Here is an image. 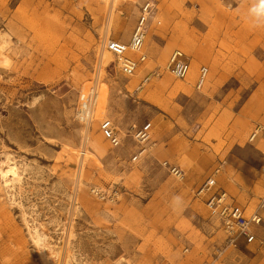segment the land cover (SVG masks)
I'll return each mask as SVG.
<instances>
[{"label": "rangeland", "instance_id": "1", "mask_svg": "<svg viewBox=\"0 0 264 264\" xmlns=\"http://www.w3.org/2000/svg\"><path fill=\"white\" fill-rule=\"evenodd\" d=\"M139 1L135 8L117 0L110 30L105 4L95 0H0V44L28 48L24 59L7 54L11 68L0 63V159H14L22 176L13 190L0 177V264H44L30 227L61 252L57 264H64L69 240L67 264L250 263L252 246L230 245L193 190L213 174L218 160L240 163L238 150L257 167L255 178L264 176L263 154L249 141L257 124L264 126V116L251 125L240 115L256 90L264 93V26L253 27L247 18L254 0ZM143 16L147 62L134 78L119 73L114 56L106 68L112 110L106 118L122 143L113 148L100 122L92 130L111 152L104 161L111 173L88 169L79 186L62 147H77L83 137L76 119L79 83L95 78L97 52L106 39L128 42ZM176 50L198 63L193 81L181 91L184 81L165 72ZM202 66L210 76L198 92L193 86ZM147 76L149 83L138 90ZM165 80L169 85L162 87ZM148 122L154 126L148 151L134 161L142 147L128 129ZM168 149L174 153L161 156ZM195 153L211 158L207 173L192 168ZM165 161L193 177L178 181ZM111 186L124 193L116 203L90 193Z\"/></svg>", "mask_w": 264, "mask_h": 264}, {"label": "built area", "instance_id": "2", "mask_svg": "<svg viewBox=\"0 0 264 264\" xmlns=\"http://www.w3.org/2000/svg\"><path fill=\"white\" fill-rule=\"evenodd\" d=\"M147 20L146 16L141 18L138 28L132 34L128 42H122L111 38L106 39L97 52L95 75L97 74V70L103 66L107 54L115 57L116 67L122 76L133 78L137 75L138 71L148 60V54L145 51L148 36ZM190 70L191 63L187 56L180 50L175 51L171 55L165 68V72L170 73L178 80L187 79ZM154 74L159 77L164 75L163 72H156ZM209 75L210 68L202 66L194 86L196 91L203 92L208 82ZM150 79V76L145 77L138 87V90H142L149 83ZM99 122V131L103 138L109 141L113 146L119 147L123 139L115 123L110 118H104ZM89 127L90 123L87 122L86 126L83 125V130ZM258 130L259 129H257L251 137L250 142H254ZM152 131V122L144 124L135 123L128 129V134L142 147L144 142L151 141ZM142 152L143 150L135 156L134 161H137L140 156H142ZM262 154L264 156V151ZM162 165L178 181L185 180L186 174L180 166L173 165L169 161L163 162ZM262 170L264 173V167ZM220 171L221 168H217L196 190L195 195L205 199L207 209L211 215L218 220L228 237L230 245L236 247L242 240H245L248 244H252L257 240L255 228L262 225L264 222V218L261 215V212L264 211V196L258 199L254 209L237 203L234 198H230L225 190L217 188V176L220 174ZM90 193L98 200L110 203L120 201L124 195L123 190L116 186H111L106 189L94 187L90 190Z\"/></svg>", "mask_w": 264, "mask_h": 264}, {"label": "bare ground", "instance_id": "3", "mask_svg": "<svg viewBox=\"0 0 264 264\" xmlns=\"http://www.w3.org/2000/svg\"><path fill=\"white\" fill-rule=\"evenodd\" d=\"M129 1L135 4V8H138V6L141 4L139 0ZM95 3L105 4L104 7L107 9L108 15L110 16L109 29L112 30L114 26L111 23V18L117 6V0H95ZM260 40L261 42H264V37L260 38ZM11 53H14L18 57V59H24L28 55V48L26 46H21L18 51L17 49L13 50L10 47L9 43L3 41V43L0 44V63L2 64L4 69L11 68L13 61L7 55ZM108 60H110V54L106 55L103 66L97 70V74L95 75V78L93 80L85 78L81 81V83H79V96L76 119L84 126H86L87 122H89L90 127L84 130L82 140L77 147L62 143V147L67 153H69V157L67 159L68 166L75 168L77 172L76 183L79 186L81 184L83 176H87V174H89L88 169L98 171L100 172V175H104V173H111V171L104 163V161L110 157L111 152L109 151L108 147L103 145L100 138H93L92 132L97 122L103 120L104 118H106V116L112 113V110L109 107L108 100L111 90L109 81L111 80L105 68L109 65ZM197 67L198 63L193 60L191 63V70L187 77V80L177 87L178 91L189 87V83H191L195 77ZM168 85V80H165L162 83V87H167ZM155 102L157 101L153 100V102L151 103L157 105ZM148 145V142L143 143L142 155H144L148 151ZM117 147L118 146H113V148L115 149ZM0 177L4 182L5 186L12 190L15 189L16 184L21 183L22 176L20 174V169L17 166L15 160L12 159L10 156H6L4 159H0ZM84 205L85 207L92 206L89 201H85ZM76 209L79 210V207L76 206ZM29 229L31 231L34 230L33 240L35 245L39 249L40 258L43 263L57 264V262H59L62 258L61 252L54 251L50 244L47 242L45 236L42 235V233H40L37 228L33 229L32 227H30ZM65 232L66 231L64 229V233ZM70 245L71 241L69 240L68 245L66 246L68 256L70 253ZM68 256L65 258L64 264L68 263Z\"/></svg>", "mask_w": 264, "mask_h": 264}, {"label": "crops", "instance_id": "4", "mask_svg": "<svg viewBox=\"0 0 264 264\" xmlns=\"http://www.w3.org/2000/svg\"><path fill=\"white\" fill-rule=\"evenodd\" d=\"M160 6H161V3L159 2V7ZM115 40H118V39H115ZM119 41L125 42L123 40H119ZM190 63H192V62L190 61ZM186 80L187 79L180 80V81L185 82ZM208 82H209V79H208ZM195 83H196V81H195ZM240 115L243 119L250 122L251 125L257 123V121H259L258 119L260 117L264 116V93H263V91L256 90L246 100V102L242 106ZM153 128H154V126H153ZM257 129H259L258 133H257V137L254 140V142L251 143V145L253 147H255L259 152L262 153L264 151V148H260L257 145V142L261 138H263V140H264V126L263 125H261L259 123L257 124L255 130L250 135L249 141L251 140V137L254 135V133L257 131ZM170 151L173 152V150H169V149L165 150L164 152L161 153V156H163V157L170 156L172 154ZM191 157H193V160L195 159V161L192 163V168L193 169L196 168L197 173H201L200 171H202L203 173H205V171H206V173H207V171H209L212 168V162L210 160L211 158L208 157L209 158L208 159V158L203 157V159H202V157H199V155L197 157V153H195ZM237 157L241 162L236 163V164H231L228 162V160L226 162L224 160H221V159L218 160V163H217L218 166L216 167V169L221 168V171H220V174L217 176V180H218L217 188L225 190L229 194L230 198H234L237 203H239L243 206H247L250 209H254L258 199L260 197L264 196V176L261 175L259 178H255L257 174L259 175V171H257V167L254 164L250 163L251 161L246 158V155L242 150L237 151ZM263 160H264V156L261 159V161H263ZM172 162L170 161V163H172ZM172 164L178 165L175 162H173ZM178 166H180V165H178ZM263 167H264V164H262V168ZM256 171H257V173H256ZM184 172L186 174L185 179H187L188 177L189 178L193 177L192 173H190L189 171L184 170ZM239 174H242L245 177V179H242V181L239 180L238 179ZM190 184H195V180L190 182ZM198 187L196 186V188H194V190H193L194 196H195V192L198 189ZM197 200L200 203H202L204 205V209L207 210V212H209V210L206 207L205 199L204 198H197ZM210 215H211V213H210ZM261 215L264 218V211L261 212ZM211 217L218 222V220L214 216L211 215ZM255 235H256V239H257L256 242H254L252 244H248V243H246L245 240H242L239 242V246H242L243 248L244 247L248 248L249 246H252L253 255H252V258H251V261L249 264H264V222L262 225L255 228Z\"/></svg>", "mask_w": 264, "mask_h": 264}, {"label": "clouds", "instance_id": "5", "mask_svg": "<svg viewBox=\"0 0 264 264\" xmlns=\"http://www.w3.org/2000/svg\"><path fill=\"white\" fill-rule=\"evenodd\" d=\"M247 18L253 27L264 26V0H254L252 6L248 10ZM180 197L173 198V203L178 204Z\"/></svg>", "mask_w": 264, "mask_h": 264}]
</instances>
